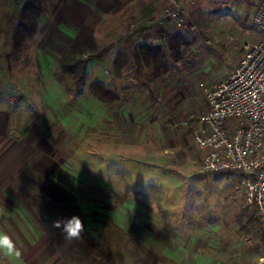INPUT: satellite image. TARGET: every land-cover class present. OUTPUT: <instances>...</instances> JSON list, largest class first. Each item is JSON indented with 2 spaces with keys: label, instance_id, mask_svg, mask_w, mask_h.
<instances>
[{
  "label": "rangeland",
  "instance_id": "374dc122",
  "mask_svg": "<svg viewBox=\"0 0 264 264\" xmlns=\"http://www.w3.org/2000/svg\"><path fill=\"white\" fill-rule=\"evenodd\" d=\"M24 1L0 0V108L16 109L17 112H20L22 120L26 116H33L37 124L32 127V134L36 137L45 135V138L51 143L50 147L52 148L53 145L55 147L52 149L49 147L51 149L50 157L53 158V153H55V158H62L59 162L64 167L69 170L72 169V172L74 170L77 173L73 177V182L71 180H66L65 183L62 180L57 181L62 182L63 187H71L78 190L75 193L79 199L78 203H82L88 189L91 191L88 194H92L97 201L101 202V200L105 199L106 193L100 184L102 182L106 184L110 182V184L118 185L122 184L123 179L122 176L119 177L117 174H114L119 170L116 165L115 167L112 166L114 169L112 175L103 174L108 162L102 160V155L105 149L107 150L108 144L102 141L101 115L95 113L96 116L94 115L93 119L94 126L89 127V132L93 133L89 139L83 141L85 135L80 128H85L87 123H83V125L77 123L75 124L77 125L76 129L73 130L69 127L68 120L71 116H75V114L78 117H84L86 113H75L68 110V108H64L60 112L62 123L61 121L55 123L54 121H57L56 118L48 116V111L43 113L38 112L36 105H40L41 107L45 105V109H49L51 107L49 102L51 104L55 102V104L65 105H69L70 103L80 104V101L83 102L84 100L83 96H80L81 90L83 91L88 88L76 86L75 81L68 75H64L59 68L56 73H52V76H56L54 81H58L65 88L66 96L38 95L40 84H42L39 79L40 74L37 71L38 60L35 56V46L39 40V27L38 32L25 41L19 52L20 54L16 55L14 53L12 55L11 53L12 33L15 29L13 25ZM183 1L187 7L188 25L189 27L192 26V28H189V33L177 27L173 20L165 16L164 12L167 3L162 8L161 16L155 19L158 23L167 24L170 21V23L186 35L190 42L183 47V62L181 67L189 73L191 69H197V74L194 75L195 78L191 80L192 93L186 98L188 103L184 110H188V112L182 111L177 119L176 117L172 119L174 124L180 123L174 130L177 131V134L182 135V137L185 136L186 142L183 141L180 147L176 143L167 144V148L170 147V149L161 155L159 153V159L157 160L160 170L171 173L170 175L175 176L176 179L173 184L164 186V191H159V194L155 195V198L162 200L159 203V210L162 212L158 214L163 215L160 218L163 222L159 226L167 228V224L165 223L166 217L164 219V216H168V223L177 219L186 221L189 215L193 218L195 217V219H202L205 215L222 216V219L225 218V222L231 220L232 227L230 229L228 227V231H223L219 235L210 230L209 227L208 229L206 227V233L204 234V232L202 233L197 230L195 223H193L191 224L193 231L190 233V239L183 240L180 238L182 240L181 242L179 241L180 244L182 246L187 243L203 246L207 248V254L216 250L214 246H219L222 249L221 252L224 254L216 257L222 261H218V264H225L230 259L235 264H259V259L264 263V242L259 243L251 236L240 233L234 225V218L238 219L243 207H250L245 200L244 191L240 184V177L213 178L210 172L204 169L202 164L203 153L193 140L194 125V129L192 127L188 129V127L181 124L186 120L189 111L196 110V107L187 105H194V103L196 105L197 102L207 101L203 88L204 84L211 85L227 78L244 55L245 44L261 38L262 34L253 21L259 0ZM52 2L54 1H45V10L39 18V24H41V21L43 23L47 18L51 19L49 13L52 11L50 10V7L53 5ZM201 11L207 14L203 15L204 22L199 16ZM45 14H47V17L44 16ZM199 24L202 27L206 26L203 30H199ZM131 28H133L132 30H136L139 27L131 26ZM103 50L100 49L94 55L87 53L84 57H93V60H103L105 57L100 59ZM41 60H39V63L42 62ZM48 81L47 87L48 84H51V81ZM153 115H150L148 119H151ZM174 130H171V132L168 130V135H173ZM11 135L19 137L22 141L21 138L24 133L12 131ZM8 148L6 149L5 145L0 144L1 165L6 162L5 155ZM25 148L27 149L26 155L31 151L33 153V148H31L30 144H25ZM91 153L95 155L94 158H90ZM144 158L143 162L150 161L147 156ZM53 161L52 163H54ZM18 163L15 162L12 169L15 170L16 167H19ZM125 164L128 165L127 163ZM146 166V170L143 171L144 174L142 176L130 178L132 182H136V179L142 185L146 181L149 182L147 176L151 171L148 169L150 166ZM3 167L4 165L0 169V174L4 171ZM4 168L6 169V166ZM124 168L128 169L125 166ZM30 172L35 173H30L31 177H15L13 183L9 184H6V176L0 175V234H7L20 252V255L17 257L14 254H10V250L0 251V264H65L56 252L31 201L33 194L41 196L49 194L50 197L59 199L64 198V196H60L57 191L50 190L49 185H45V187L42 185L43 189L41 182L44 176L37 175L39 172L36 169ZM29 178L30 180H28ZM27 181H30V183H27ZM90 184H94V186ZM150 191L154 194L157 193L154 188ZM143 199L145 198L143 197ZM250 208L251 212L255 211L254 208ZM196 210H198V213H196ZM207 222L208 220L205 221V223ZM226 226H229V224ZM99 230H103V233L99 237L107 242L110 248L117 254L119 264H169L165 256H160L149 246L147 247L145 245L146 241L135 239L136 244L128 245L130 243L128 241L130 236L128 233L123 234L121 228L118 226L113 227L106 224ZM203 237L205 240H203ZM157 242L158 245L161 244V241ZM163 243H167V241ZM137 244L141 245L143 249L141 250L137 247ZM252 254L257 255V259H253Z\"/></svg>",
  "mask_w": 264,
  "mask_h": 264
},
{
  "label": "crops",
  "instance_id": "0c3cea01",
  "mask_svg": "<svg viewBox=\"0 0 264 264\" xmlns=\"http://www.w3.org/2000/svg\"><path fill=\"white\" fill-rule=\"evenodd\" d=\"M53 1V5L50 7L52 11L49 13L51 19L47 18L39 24V40L35 46V56L38 60L37 71L40 74V78H38L42 82L38 95L66 96L65 88L58 81H54L56 76L53 77L52 73L59 70L64 53L72 45L86 41L90 37L95 38L99 49L114 45V48L103 60H93L89 63L88 81L101 79L115 88L120 95L116 103L105 104L88 89H84L81 90L80 96L82 95L85 101H80V104L65 105L49 102L51 106L49 109H45V105L43 107L36 105L38 112L48 111V116L55 117L57 120L54 121L55 123L61 121L60 112L64 108L75 113H86L84 117H78L75 114L68 120L69 127L73 130L76 129L77 125L75 124L87 123L85 128H80L85 135L83 141L89 139L93 133L89 132V127L94 126L95 113L101 115L102 141L108 144L107 150L105 149L102 155V160L108 162L103 174L112 175L114 173L113 167L116 165L119 170L114 174L119 177L122 176L123 179L122 184L118 185L110 184V182L100 184L106 193L105 199L101 202L97 201L92 194H88V192L91 193L89 189L86 190V196L80 204L84 210L89 229L99 237L103 233V230H99L103 225L118 226L123 234L128 233L134 239L146 241L145 245L149 246L156 254L165 256L169 264H218L217 262L221 260L216 257L224 254L219 246H214L216 248L214 253L209 252L207 254V248L203 246L190 245L189 243L182 246L180 238L183 240L190 239V233L193 231L191 224L193 223H195L196 229L204 232V234L206 227L207 229L209 227L210 230L220 235L223 231H228V227L229 229L232 227L231 220L225 222V218L222 219V216L215 217L213 215H205L202 219H195L189 215L186 221L177 219L168 223V216H164V219L166 217L167 228H163L159 226L163 222L160 219L163 215L158 214L162 212L159 210V203L162 200L155 198L159 191H164V186L173 184L176 180L175 176L170 175L171 173L160 170L157 160L159 153L161 155L170 149V147L167 148V144L176 143L180 147L183 141L186 142L185 136L182 137L174 130L180 123L174 124L172 119L173 117L177 119L182 111L188 112V110H184L188 103L186 98L192 93L191 80L195 78L197 69H191L190 73L185 71L181 67L183 62L181 59L172 66L168 73L150 86L146 85L148 77L146 67H138L132 63L122 70L121 76H117L113 71V61L118 49L131 55L132 50L141 43L165 42L170 28L174 25L170 21L167 24L158 23L155 19L161 16L162 8L167 1ZM44 16L47 17V14ZM131 26L139 28L132 30ZM39 60L42 62L39 63ZM48 80L51 81V84H48L47 87ZM43 101L45 102V100ZM187 106L196 107V110L189 111V116L190 113H197L206 109L208 103L207 101H200L196 105L194 103V105L189 104ZM44 114L47 116L46 113ZM150 115L153 117L148 119ZM35 124L37 123L33 116H26L22 120L20 112H17L16 109L0 108V144L5 145L6 149L10 146L5 155V164H0V169L3 165L6 166V169L3 167L4 171L0 175L6 176V184H9L13 183L15 177H31L30 173L35 172L30 171L36 169L39 172L37 175L44 176L41 187L42 185L44 187L49 185L50 190L57 191L60 196H64V198L60 197L61 199H54L79 201L75 194L78 191L76 188L62 186V182L65 183L66 180L73 182V177L77 173L64 167L59 162L62 158H55V153H53V158L50 157V151L55 147L54 145L52 148L50 147L51 143L45 138V135L36 137L32 134V127ZM181 124L188 129L191 127L194 129L197 125L196 121H189L188 123L183 121ZM168 130H170L169 132L174 130L173 135H168ZM12 131L24 133L21 138L22 141L19 137L11 135ZM27 143L33 148V153L31 151L28 155H26L27 149L25 148ZM90 155V158L95 157L93 153ZM145 156L150 161L143 162ZM161 158L163 159V157ZM15 162L18 163L19 167L14 170L12 167H14ZM146 165L150 166L148 169L151 171L147 176L149 182L146 181L144 185L140 181V183L137 182L138 179L136 182H132L130 178L144 174ZM124 166L128 169H125ZM45 176H48L50 180ZM57 180H62V182ZM130 184L144 188L148 184L155 185L156 188L154 189L157 193H152L148 198L143 195H136L132 192ZM90 185L94 186V184ZM44 187L42 188L44 189ZM149 188L153 189L152 186ZM91 190L93 189L91 188ZM45 197L50 196L48 194ZM202 220H208V222L205 223ZM236 220L238 219L234 218V225L238 228ZM228 224L229 226H226ZM203 240H205L204 237ZM157 241H161V244L158 245ZM164 241L167 243H163ZM252 255L253 259H257V255ZM258 263L264 264L260 259ZM225 264H235V262L230 259Z\"/></svg>",
  "mask_w": 264,
  "mask_h": 264
},
{
  "label": "trees",
  "instance_id": "16d2710c",
  "mask_svg": "<svg viewBox=\"0 0 264 264\" xmlns=\"http://www.w3.org/2000/svg\"><path fill=\"white\" fill-rule=\"evenodd\" d=\"M46 0H25L18 12L14 22V32L12 33V55L20 54L25 41L38 32L39 18L45 10ZM204 11L199 15L203 20ZM205 20H203L204 22ZM199 24V30L205 28ZM189 39L178 28L171 27L164 43H141L136 46L131 55L124 50L118 49L113 61V71L117 76L122 75V70L134 63L138 67H146L148 71V81L146 85L154 84L164 74L168 73L172 66L183 58V47L189 43ZM114 48V45L103 50L100 59L106 57ZM99 46L94 37L86 41L72 45L64 53L60 61V70L64 75H68L80 88L87 87L101 102L112 105L116 103L120 95L118 91L101 79L88 81V66L93 57H84L99 52ZM17 51V52H16ZM215 179L222 177L237 176L241 173L233 170L220 172H210ZM152 186L138 187L130 184L132 192L136 195L149 197ZM31 201L36 213L53 243L56 252L65 264H119L117 254L110 248L107 242L94 234L87 225L84 210L76 200H57L51 197L33 194ZM250 207L245 206L238 217L237 225L239 232L251 236L259 243L264 242V223L259 219L255 211H250ZM73 215L79 216L84 225L85 232L82 239L66 241L59 229L52 227L53 222L61 218H69ZM133 237H129V244H136ZM141 250L142 246L137 244Z\"/></svg>",
  "mask_w": 264,
  "mask_h": 264
},
{
  "label": "built area",
  "instance_id": "2783aa9c",
  "mask_svg": "<svg viewBox=\"0 0 264 264\" xmlns=\"http://www.w3.org/2000/svg\"><path fill=\"white\" fill-rule=\"evenodd\" d=\"M183 0H167L165 16L189 33ZM261 38L245 44L238 65L225 79L204 84L208 107L190 113L185 123L196 121L194 141L209 172L241 173L247 204L264 223V0L253 16Z\"/></svg>",
  "mask_w": 264,
  "mask_h": 264
},
{
  "label": "clouds",
  "instance_id": "9594fccd",
  "mask_svg": "<svg viewBox=\"0 0 264 264\" xmlns=\"http://www.w3.org/2000/svg\"><path fill=\"white\" fill-rule=\"evenodd\" d=\"M52 227L59 229L66 241L80 240L86 228L79 216L73 215L69 218L57 219L53 222ZM17 257L20 255L19 250L7 234H0V251H8Z\"/></svg>",
  "mask_w": 264,
  "mask_h": 264
}]
</instances>
